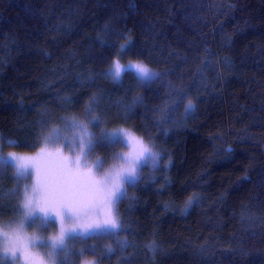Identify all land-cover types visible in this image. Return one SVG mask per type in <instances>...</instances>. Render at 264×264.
<instances>
[{
  "label": "trees",
  "instance_id": "trees-1",
  "mask_svg": "<svg viewBox=\"0 0 264 264\" xmlns=\"http://www.w3.org/2000/svg\"><path fill=\"white\" fill-rule=\"evenodd\" d=\"M128 37L134 48L123 55ZM114 59H140L160 78L145 89L130 75L115 84L102 75ZM101 93L110 123L150 139L164 159L118 206L119 239L132 246L77 242L95 247L85 259L264 264V0H0V136L19 144L7 151L35 153L41 122L58 124L65 98L80 113ZM139 95L143 105H133ZM120 151L95 154L108 165ZM11 177L0 174L3 219L15 218Z\"/></svg>",
  "mask_w": 264,
  "mask_h": 264
},
{
  "label": "snow or ice",
  "instance_id": "snow-or-ice-1",
  "mask_svg": "<svg viewBox=\"0 0 264 264\" xmlns=\"http://www.w3.org/2000/svg\"><path fill=\"white\" fill-rule=\"evenodd\" d=\"M134 44L128 37L120 46L121 54L132 52ZM102 75L118 85L130 75L145 87L160 78L140 59L126 64L114 59ZM102 98V93L91 95L80 113L71 107L75 101L65 98L60 107L66 114L58 124L51 117L41 122L39 144L30 145L37 149L34 155L7 151L19 144L0 137V174L12 170L15 182L6 193L12 198L6 207L12 208L15 218L3 219L0 213V264H70L73 256L78 258L76 264H101L99 258L85 259L87 253L97 255L94 246L77 250V242L115 237L118 248L132 246L119 239L126 227L118 206L128 197V188L139 184L143 169L158 168L164 157L150 139L146 141L119 122L110 123L109 113L101 109ZM143 103L142 95L133 98V105ZM185 111L195 112L191 100ZM131 113L132 106H125L124 119ZM116 147L127 150L114 152L108 167L100 156L91 159L98 148ZM198 199L188 197L185 210ZM147 247L155 251L154 242ZM106 252L113 254L110 247Z\"/></svg>",
  "mask_w": 264,
  "mask_h": 264
},
{
  "label": "rangeland",
  "instance_id": "rangeland-1",
  "mask_svg": "<svg viewBox=\"0 0 264 264\" xmlns=\"http://www.w3.org/2000/svg\"><path fill=\"white\" fill-rule=\"evenodd\" d=\"M120 61H121V60H120ZM127 62H128V61H121L122 64H126ZM152 70H153V69H152ZM153 71H155V70H153ZM155 72H158V71H155ZM107 79H108L109 81H112V80H111L110 78H108V77H107ZM140 88H141V89H145L146 87L143 86V85H140ZM137 135H138V134H137ZM0 137H1V136H0ZM126 150H127V149H124V151H126ZM34 154H35V153H33V155H34ZM95 157H96V154H94L93 157H91V159H95ZM105 167H108V165H105ZM147 167L149 168V167H152V166L149 165V166H147ZM28 231L31 233L33 230H32V229H29ZM40 251L43 252L44 249H40ZM87 260H88V259H87Z\"/></svg>",
  "mask_w": 264,
  "mask_h": 264
}]
</instances>
